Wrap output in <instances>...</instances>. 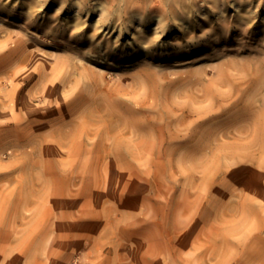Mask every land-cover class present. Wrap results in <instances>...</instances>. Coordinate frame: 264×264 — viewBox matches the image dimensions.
<instances>
[{
  "label": "rangeland",
  "instance_id": "1",
  "mask_svg": "<svg viewBox=\"0 0 264 264\" xmlns=\"http://www.w3.org/2000/svg\"><path fill=\"white\" fill-rule=\"evenodd\" d=\"M111 1L0 0V264H264V0Z\"/></svg>",
  "mask_w": 264,
  "mask_h": 264
},
{
  "label": "bare ground",
  "instance_id": "2",
  "mask_svg": "<svg viewBox=\"0 0 264 264\" xmlns=\"http://www.w3.org/2000/svg\"><path fill=\"white\" fill-rule=\"evenodd\" d=\"M104 1H107V2H109V1H111V0H104ZM140 1H142V2H144V3H149V2H151V0H123V6L121 7L120 6V8H123V9H126V8H128V7H130V6H132V5H134V4H136V3H138V2H140ZM111 2H113V1H111ZM174 4H172L171 6L172 7H176V2H173ZM112 7H113V9L115 8L116 9V6L114 5V4H112ZM164 8V3L163 2H160V1H156V2H154V3H152L151 4V9H150V13L152 14V13H155V12H157V11H159V10H162ZM173 13V12H172ZM94 27L95 28H97V34L98 35H101V34H108V32L106 31V29H103V27L100 25V22L99 21H96L95 23H94ZM83 33H85V32H82L81 33V35L83 34ZM11 52H14V51H11ZM262 111V110H261ZM264 111H262L261 112V115H263L264 113H263ZM256 120V119H255ZM255 123H257V124H261V122L258 120V118H257V120H256V122ZM259 124V125H260ZM264 142L263 143H261V150H263L264 148Z\"/></svg>",
  "mask_w": 264,
  "mask_h": 264
}]
</instances>
